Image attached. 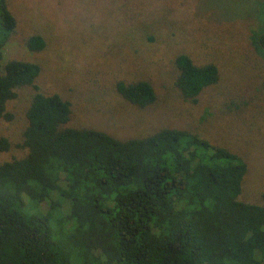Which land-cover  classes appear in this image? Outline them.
<instances>
[{"label":"trees","instance_id":"1","mask_svg":"<svg viewBox=\"0 0 264 264\" xmlns=\"http://www.w3.org/2000/svg\"><path fill=\"white\" fill-rule=\"evenodd\" d=\"M0 22V120H12L17 89H35L26 153L0 163V264H264V204L240 199L247 167L238 155L180 127L125 140L68 127L70 103L38 91L40 66L3 61L16 27L7 0ZM250 41L264 57V30ZM26 46L46 43L35 35ZM174 64L186 102L219 81L212 62L180 54ZM115 88L134 106L156 100L147 80ZM10 149L0 137V152Z\"/></svg>","mask_w":264,"mask_h":264},{"label":"rangeland","instance_id":"2","mask_svg":"<svg viewBox=\"0 0 264 264\" xmlns=\"http://www.w3.org/2000/svg\"><path fill=\"white\" fill-rule=\"evenodd\" d=\"M16 19L3 61L37 63L38 91L71 106L67 123L115 139L141 138L168 127L186 128L238 155L247 171L240 199L264 204V57L250 37L264 30V0H7ZM2 28L0 22V29ZM46 43L27 49L31 36ZM212 62L219 81L183 100L174 86L175 58ZM147 80L156 100L147 107L125 101L118 81ZM0 120L11 149L0 163L21 158L26 111L35 89L22 87Z\"/></svg>","mask_w":264,"mask_h":264}]
</instances>
